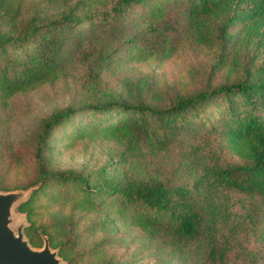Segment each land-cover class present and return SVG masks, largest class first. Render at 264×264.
Returning a JSON list of instances; mask_svg holds the SVG:
<instances>
[{"label": "rangeland", "instance_id": "rangeland-1", "mask_svg": "<svg viewBox=\"0 0 264 264\" xmlns=\"http://www.w3.org/2000/svg\"><path fill=\"white\" fill-rule=\"evenodd\" d=\"M73 1L9 0L7 5L18 11L17 16L36 15L45 20ZM109 1L97 0L88 8L93 13L105 9ZM185 5L183 0H147L106 24L94 20L73 26L72 30L79 28L84 35L66 43L55 76L7 94L0 91V191H31L38 186L24 188L35 178L41 119L55 109L94 102L100 94L94 84L128 101L132 99L126 87L147 99L157 92L159 97L152 102L164 105L176 94L237 81L243 62L252 65L264 55L260 51L263 34L231 24L228 29L236 31L224 41L219 27L225 15L206 21L200 14L189 13ZM6 27L0 17V31ZM6 51L10 56L21 54L20 48L13 50L11 45ZM222 55L226 61L217 66ZM89 71L97 83L87 77ZM219 108L220 104H211L197 116H189L190 125L168 136L158 148L143 140L127 148L123 135L102 131L104 124H95L100 122L98 116L109 122L116 113L102 117L78 110L65 125L53 129L42 151L53 171L90 174L106 164L116 177L126 172L186 188V195L204 210L205 217L211 208L215 210L218 247L214 253L197 238H186L178 246L159 230L131 224L126 207L116 202L97 209L84 206L77 201L80 195L73 185L55 181H47L33 194L29 219L16 209L18 203L12 207V225L23 220L24 237L33 247L42 244V232H47L50 247L57 253L62 248L57 255L64 264H264V201L257 194L212 182L210 170L242 161L214 118ZM207 115L210 121L203 123ZM103 216L107 217L104 227H93Z\"/></svg>", "mask_w": 264, "mask_h": 264}, {"label": "trees", "instance_id": "trees-1", "mask_svg": "<svg viewBox=\"0 0 264 264\" xmlns=\"http://www.w3.org/2000/svg\"><path fill=\"white\" fill-rule=\"evenodd\" d=\"M95 1L74 0L60 14L42 20L36 15L17 16L18 11L7 5L9 0H0V17L7 25L6 29L0 31V91L7 94L52 78L58 70L61 52L67 49L64 47L66 43L72 37L78 41L84 35L79 25L91 24L94 20L106 24L126 13L132 5L147 0H110L105 9L92 13L88 7ZM183 1L189 13L200 14L206 21L218 14L225 15L219 27L224 41L236 31L235 28L228 29L231 24H240L245 32L258 31L264 36V0ZM95 13L94 19L92 15ZM73 26H78V29L72 30ZM8 45L13 50L20 48V56H10L6 51ZM263 50L264 41L260 51ZM254 55V58L258 57V53ZM224 61L222 55L215 64L219 66ZM248 63H242V76L237 81L219 82L188 94H176L164 105L152 102L153 98L159 97L157 92H152L151 99H147L140 97L139 93H133L131 87H126L132 99L128 101L122 95L94 84L95 91L100 93L94 102H86L77 108L66 106L55 109L41 119L34 152L35 178L24 188L36 183L38 186L30 191L26 200L17 204L16 209L29 219L33 194L43 184L47 181L70 184L79 191L77 201L84 206L97 209L109 202H116L126 207L131 224L144 230H159L168 237V241L172 240L178 246L186 238H197L209 253H214L218 247L213 220L215 215L212 212L215 210L211 208V214L205 217L204 210L195 206L186 195V188L177 185L169 187L154 178L138 179L126 172L116 177L109 171L110 165L106 164L90 174L72 170L53 171L48 168L42 151L53 129L65 125L78 110L98 113L102 117L116 113L109 122H103L105 118L98 116L100 122L96 120L95 124H104L101 126L102 131L123 135L127 148L142 140L150 147L158 148L165 145L168 136L190 125L189 116H197L211 104H220L214 118L220 122L225 139L242 161L210 170L212 182L257 194L264 201V55L255 64ZM89 76L93 83L98 82L91 71L88 72ZM102 97L105 99L99 100ZM206 121H210L209 115L202 120L203 123ZM103 217L92 226L104 227L107 217ZM42 233L41 239L45 235L51 246V236L47 232ZM28 242L31 241L28 239ZM61 249L58 248L57 254L61 255Z\"/></svg>", "mask_w": 264, "mask_h": 264}, {"label": "water", "instance_id": "water-1", "mask_svg": "<svg viewBox=\"0 0 264 264\" xmlns=\"http://www.w3.org/2000/svg\"><path fill=\"white\" fill-rule=\"evenodd\" d=\"M29 192V189L0 191V264H64L45 235L42 245L33 247L24 237L23 220L12 225V207L26 200Z\"/></svg>", "mask_w": 264, "mask_h": 264}]
</instances>
